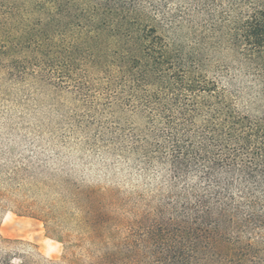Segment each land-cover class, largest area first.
<instances>
[{
	"label": "trees",
	"instance_id": "trees-1",
	"mask_svg": "<svg viewBox=\"0 0 264 264\" xmlns=\"http://www.w3.org/2000/svg\"><path fill=\"white\" fill-rule=\"evenodd\" d=\"M0 72L140 116L112 150L167 184L124 236L95 193L61 263L2 240L0 264H264V0H0Z\"/></svg>",
	"mask_w": 264,
	"mask_h": 264
},
{
	"label": "rangeland",
	"instance_id": "rangeland-1",
	"mask_svg": "<svg viewBox=\"0 0 264 264\" xmlns=\"http://www.w3.org/2000/svg\"><path fill=\"white\" fill-rule=\"evenodd\" d=\"M55 85L14 84L0 72V241H22L61 263L63 245L50 236L78 243L94 225L95 193L106 198L107 227L124 236L144 219V194L167 184L159 167L147 176L140 157L112 150L143 132L140 116L98 114Z\"/></svg>",
	"mask_w": 264,
	"mask_h": 264
}]
</instances>
